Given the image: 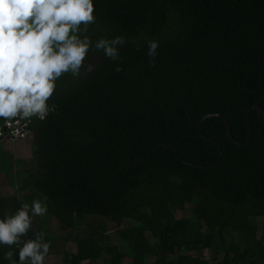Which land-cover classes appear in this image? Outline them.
Instances as JSON below:
<instances>
[{
    "label": "trees",
    "instance_id": "trees-1",
    "mask_svg": "<svg viewBox=\"0 0 264 264\" xmlns=\"http://www.w3.org/2000/svg\"><path fill=\"white\" fill-rule=\"evenodd\" d=\"M93 5L94 22L77 35L93 48L100 38L126 42L115 46V61L90 49L79 76L56 81L46 119L26 120L32 160L15 170L0 161L18 193L0 195V220L31 206L22 192L47 207L44 216L29 210L31 227L17 244H0V264H21L20 248L38 233L50 245L45 257L61 255L64 264H264V125L253 114V139L239 148L223 120L206 119L204 134L223 149L212 168L219 149L197 125L220 113L246 141V113L264 97V0ZM148 41L159 45L155 57ZM8 124L0 118V148ZM187 205L193 215L178 218ZM50 217L63 234L50 236ZM123 220L132 224L108 227ZM60 241L76 251L69 256Z\"/></svg>",
    "mask_w": 264,
    "mask_h": 264
},
{
    "label": "clouds",
    "instance_id": "clouds-1",
    "mask_svg": "<svg viewBox=\"0 0 264 264\" xmlns=\"http://www.w3.org/2000/svg\"><path fill=\"white\" fill-rule=\"evenodd\" d=\"M93 13V0H0V118L9 124L31 117L43 121L51 111L49 100L56 81L65 73L79 76L90 49L102 50L113 61L118 59L115 46L126 42L123 36L100 38L93 48L89 36L77 35L82 24L87 32L95 20ZM158 46L148 41V55L155 57ZM29 210L33 216L47 213L39 200H33L31 206L24 203L14 216L0 220V244H17L28 232L32 223ZM40 240L38 233L35 240L23 244L21 264L27 260L44 264L50 245ZM12 255L8 252L6 259L11 260Z\"/></svg>",
    "mask_w": 264,
    "mask_h": 264
},
{
    "label": "rangeland",
    "instance_id": "rangeland-1",
    "mask_svg": "<svg viewBox=\"0 0 264 264\" xmlns=\"http://www.w3.org/2000/svg\"><path fill=\"white\" fill-rule=\"evenodd\" d=\"M34 141V136L33 133H30L27 135V137H11V136H6L2 138L1 142V148H0V161H13L14 163V170L18 167H23L25 166V163L27 161L32 160V151H29L30 149L32 150V145ZM24 143L27 145L26 148L23 146L21 147L18 143ZM16 143V144H15ZM32 143V144H31ZM25 149H28L25 151ZM25 159H27L25 161ZM14 194H17V188L16 187H10L7 186V179L4 175H0V195H5L6 197H10ZM20 197L22 200L25 202H29L32 204V201L35 200V197L30 194L29 192H22L19 193ZM192 205H187L186 209L183 211H178L177 212V217H189L193 215L192 212ZM262 221V218L260 219V222ZM132 222L129 220H123L121 223H115V222H110L108 223V227L112 232H117L121 229V227H126L131 225ZM34 225V224H33ZM47 231L52 235V237L59 236L60 234H63V231L59 227V222L53 218L50 217L47 219ZM83 234L86 233V230L82 232ZM58 248L60 250H66L69 251V256L72 252L76 251V246L74 244L71 245H64L62 241L58 243ZM202 255L206 258H211L210 251L205 250ZM221 255V254H220ZM224 253H222L223 257ZM220 256V257H221ZM44 264H64L62 261V256L58 254H53L50 256L45 257ZM83 264H90L87 261L83 262ZM91 264H105V260L101 259L97 262H93ZM125 264H130L129 260L125 262Z\"/></svg>",
    "mask_w": 264,
    "mask_h": 264
},
{
    "label": "water",
    "instance_id": "water-1",
    "mask_svg": "<svg viewBox=\"0 0 264 264\" xmlns=\"http://www.w3.org/2000/svg\"><path fill=\"white\" fill-rule=\"evenodd\" d=\"M263 83H264V76H263ZM263 103H264V97L258 102L257 105H255L254 107H252L251 109H249L248 112L246 113L245 122H246V129H247V139H246L245 142H239V141H237L234 138V136L232 134V131H231L230 121L223 114H220V113L207 114L204 117H202L199 122H197V125L199 127V132H200L201 136L204 139H206V140H209L211 142H214L217 145L218 149H219V159H218V161L215 164L210 165L208 168H212L213 166H215L216 164H218L222 160V157H223V149H222V146H221L220 143H218L217 141H214L213 139L209 138L208 136H206L204 134L203 129H202L203 122L206 119H208V118H213V117L220 118L221 120H223V122L225 124L226 134L228 136V139L235 146H237L239 148H245V147L249 146L250 142L253 139V135H254V127H253V122H252L253 114H255V113L258 114L259 117H260L261 122L264 125V108L262 107V104ZM162 146H168V147L174 148L171 144H163ZM192 165H194L196 167H201V166H199L197 164H192ZM201 168H207V167H201Z\"/></svg>",
    "mask_w": 264,
    "mask_h": 264
},
{
    "label": "built area",
    "instance_id": "built-area-1",
    "mask_svg": "<svg viewBox=\"0 0 264 264\" xmlns=\"http://www.w3.org/2000/svg\"><path fill=\"white\" fill-rule=\"evenodd\" d=\"M19 120V119H17ZM28 124L29 122H27L26 120H22L17 123H11L8 124L6 127V130L8 132L7 136H11V137H27V135L29 134L28 131Z\"/></svg>",
    "mask_w": 264,
    "mask_h": 264
},
{
    "label": "crops",
    "instance_id": "crops-1",
    "mask_svg": "<svg viewBox=\"0 0 264 264\" xmlns=\"http://www.w3.org/2000/svg\"><path fill=\"white\" fill-rule=\"evenodd\" d=\"M16 144V143H15ZM21 147L23 146L24 148H26L27 147V145H25L24 143H22V142H20V143H18ZM32 144V143H31ZM28 149H25V151H27ZM29 151H31V149L29 150Z\"/></svg>",
    "mask_w": 264,
    "mask_h": 264
}]
</instances>
